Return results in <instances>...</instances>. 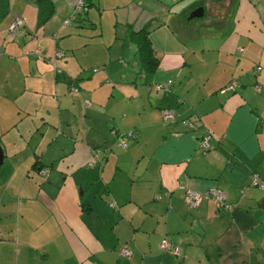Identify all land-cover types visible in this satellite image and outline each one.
<instances>
[{
  "label": "crops",
  "instance_id": "1",
  "mask_svg": "<svg viewBox=\"0 0 264 264\" xmlns=\"http://www.w3.org/2000/svg\"><path fill=\"white\" fill-rule=\"evenodd\" d=\"M206 1L93 0L69 25L62 0L40 25L36 0H0V264H264V0Z\"/></svg>",
  "mask_w": 264,
  "mask_h": 264
},
{
  "label": "trees",
  "instance_id": "2",
  "mask_svg": "<svg viewBox=\"0 0 264 264\" xmlns=\"http://www.w3.org/2000/svg\"><path fill=\"white\" fill-rule=\"evenodd\" d=\"M61 1L62 0H36L38 24L41 25V24L46 23V21L50 18V16L52 15V13L54 11V5L58 2H61ZM72 1H73V5H72L73 9H72L71 15L69 16L70 18L67 21V22H69V25H71L70 24L71 20L77 19L78 21H80L82 19L80 17H82V16L85 17L84 19H87L86 14H87L90 6H94V4H95V3H93V0H72ZM23 25H24V23H23ZM150 31H151V27H143L138 31H132V33L130 35L131 40L137 46V55H138V59H139V70H140V72H142L145 75H152L156 71V69L158 67V63H159V60L155 54L153 45H152L150 38H149L150 37ZM59 52L61 54V57H60V59H61L63 57V52L62 51H59ZM256 70L259 71V68H256ZM96 71H97V69H93V72H96ZM175 120H176V117L174 114V120L172 122L163 123V124H171ZM128 133L132 134V136L129 138L127 136ZM112 134H115V133H112ZM127 134L124 135V138L126 139V141H127V139H130L134 136V133L131 131L127 132ZM120 136L121 135H119L118 138ZM198 147L200 150L202 149L200 143H199ZM100 157L98 159H100ZM131 257H132V254H131ZM131 257L129 259H126V258L125 259L130 260Z\"/></svg>",
  "mask_w": 264,
  "mask_h": 264
},
{
  "label": "built area",
  "instance_id": "3",
  "mask_svg": "<svg viewBox=\"0 0 264 264\" xmlns=\"http://www.w3.org/2000/svg\"><path fill=\"white\" fill-rule=\"evenodd\" d=\"M23 23H24V20L21 16H15L13 18L12 22L10 23V25L7 28L8 36L10 39L15 40L16 34L21 31L20 29L23 26ZM65 24H67V21L65 22ZM55 57L57 59L60 58L61 57L60 52H56ZM235 87H236V83L230 82L226 87H224V89L222 91L224 92L226 90H234ZM72 91L74 93H76L77 89L73 88ZM86 105H88V102H86ZM161 118H162L164 123L172 122L174 120V113L171 110H162L161 111ZM127 136L129 138L132 136V134L128 133ZM208 143H209V137L204 136L202 141H200V144L202 147L201 150L207 149L209 147ZM117 146H119L123 149H125L127 147L126 139L124 138V136L119 137ZM96 157H97V155H96ZM252 185L255 187L258 186L260 188H262V186H263V184L261 182H259L256 178L253 180ZM205 197L208 199H214L215 201H217L219 203H222L224 201V194H222L221 192H219L215 189H210L209 191H207V193L205 194ZM200 198H201V196H199V195L191 194L188 196L187 200H188V203L190 205L197 206ZM160 248L162 250H169L170 249L169 244L166 241L161 242ZM174 253H176V251H174ZM119 254L122 257L129 259L131 257L132 252L129 249L123 247L119 250Z\"/></svg>",
  "mask_w": 264,
  "mask_h": 264
},
{
  "label": "rangeland",
  "instance_id": "4",
  "mask_svg": "<svg viewBox=\"0 0 264 264\" xmlns=\"http://www.w3.org/2000/svg\"><path fill=\"white\" fill-rule=\"evenodd\" d=\"M207 3H208V5H214V4H217V3H215L214 1H212V4L210 3V1H206ZM177 5H179V4H177ZM147 8L151 11V12H155V8H153L151 5H149V6H147ZM172 11H173V13L175 14L174 16H165V20H166V26H169V28L171 29V30H173V32H174V38L176 39V40H180L182 43H184V42H186V41H191V40H193L194 39V37H192L193 36V34H198V32L196 31V29L195 28H191V27H193V26H191L188 30H178L177 29V25L178 24H183V25H186V23H183L182 21H181V16H180V14H181V12L182 11H180V6H173L172 7ZM69 17V16H68ZM68 17H67V19H68ZM13 20V19H12ZM196 22H198V20H193L192 22H190V23H192V24H195ZM23 27V26H22ZM22 27H21V29L20 30H22ZM151 27V29H152V26H150ZM56 52H59V51H56ZM119 62V61H118ZM119 64V63H118ZM54 65H55V63H54ZM86 107H88V106H86ZM87 109V108H86Z\"/></svg>",
  "mask_w": 264,
  "mask_h": 264
},
{
  "label": "water",
  "instance_id": "5",
  "mask_svg": "<svg viewBox=\"0 0 264 264\" xmlns=\"http://www.w3.org/2000/svg\"><path fill=\"white\" fill-rule=\"evenodd\" d=\"M215 1H219V0H215ZM202 13H203L202 8H201V7H198L197 9H195L194 11H192V12L190 13V15H189L188 18H190V19H191V18H196V19H198V18H200V17L202 16ZM85 104H86V102H85ZM2 161H3V156H2V151H1V149H0V165H1Z\"/></svg>",
  "mask_w": 264,
  "mask_h": 264
}]
</instances>
